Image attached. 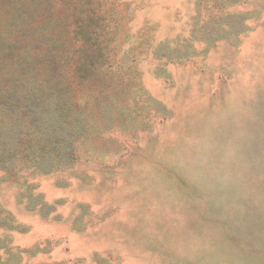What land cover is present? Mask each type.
I'll use <instances>...</instances> for the list:
<instances>
[{
  "label": "rangeland",
  "instance_id": "1",
  "mask_svg": "<svg viewBox=\"0 0 264 264\" xmlns=\"http://www.w3.org/2000/svg\"><path fill=\"white\" fill-rule=\"evenodd\" d=\"M0 264H264V0H0Z\"/></svg>",
  "mask_w": 264,
  "mask_h": 264
},
{
  "label": "trees",
  "instance_id": "2",
  "mask_svg": "<svg viewBox=\"0 0 264 264\" xmlns=\"http://www.w3.org/2000/svg\"><path fill=\"white\" fill-rule=\"evenodd\" d=\"M94 87V86H92ZM84 107H87L86 103L84 102ZM64 126L67 127V133L68 135L73 136L74 132L85 130L86 129V120L84 117H81L79 114H77L76 110L71 108L69 109L68 116L66 120H64Z\"/></svg>",
  "mask_w": 264,
  "mask_h": 264
}]
</instances>
